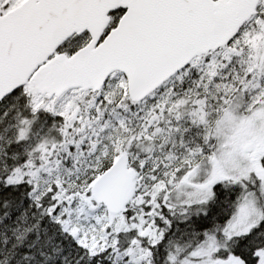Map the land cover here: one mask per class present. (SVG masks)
I'll return each instance as SVG.
<instances>
[{
	"label": "snow or ice",
	"instance_id": "1",
	"mask_svg": "<svg viewBox=\"0 0 264 264\" xmlns=\"http://www.w3.org/2000/svg\"><path fill=\"white\" fill-rule=\"evenodd\" d=\"M0 264H264V0H0Z\"/></svg>",
	"mask_w": 264,
	"mask_h": 264
}]
</instances>
